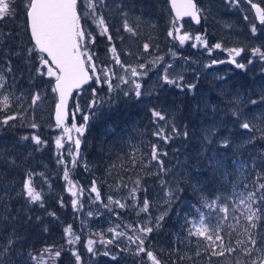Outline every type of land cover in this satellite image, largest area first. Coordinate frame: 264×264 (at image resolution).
<instances>
[{
  "label": "trees",
  "instance_id": "trees-1",
  "mask_svg": "<svg viewBox=\"0 0 264 264\" xmlns=\"http://www.w3.org/2000/svg\"><path fill=\"white\" fill-rule=\"evenodd\" d=\"M26 2L27 0L24 3L23 0L20 1L22 6L17 7L16 21L12 18L0 21V62L10 60L11 55L15 59L10 60L12 67L21 63L20 50L9 38L10 34L14 35L13 27L21 25L24 28L22 51L31 46L25 25ZM164 8L167 9L165 5ZM31 69L28 65L14 70L19 79L12 85V90L27 83ZM196 72L190 75L196 85L194 89L185 88L181 91L174 84H163L151 92L142 88L143 95L139 99L135 96V101L122 97L115 99L107 108L99 109L95 112L99 118L92 116L94 112L91 110L88 114L89 120H97H93L84 131L80 138L79 150L92 165L95 164L93 154L98 157L105 155L107 162H113L119 169L122 166V163L117 161L120 152L116 150V147L121 145L119 128L133 117L137 128L144 123L153 124L154 130L142 134L145 142L138 140L135 147V153L146 152L149 161L147 164L140 163L135 154V179L131 182L135 186L136 206H142L145 199L157 204L159 198H163V206L153 211L159 216L167 210V215L160 222L162 226L145 239V245L154 251L164 264H172L173 261L176 264H236L237 260L247 262L250 258L242 256L239 251L231 255L226 253L224 256H211L209 242L189 237L187 234L193 223L199 224L203 214L204 223L219 231L226 245L230 244L236 248L237 239L247 240V235L242 234L248 223L244 216H241L244 206L240 205L239 201L242 193L253 189L251 180L255 179V176L251 174L250 158L264 151V140H257L254 145L237 150L241 139L238 125L234 124L231 116L232 107L224 104L222 100L218 103L217 96L205 86L203 76ZM4 74L7 75L6 71ZM202 87L204 89H201ZM203 96L206 98L205 103L199 101ZM152 109L162 111L167 120L152 123ZM105 124L111 127V132L105 129ZM173 125L178 129L179 135L172 132ZM161 127L173 137L167 144L157 136L151 135ZM213 129L216 130V135L213 137L214 142L209 145L204 136ZM3 130L0 128V132ZM185 131L188 133L187 137L183 135ZM25 132L22 131L21 125L15 122L12 131L0 133V249H3L10 237L16 241L12 251L7 256H0V260L6 264H73L70 255L73 245L67 243L70 237L65 236L64 229L71 225L76 235L79 230V218L64 191L61 164L51 154L52 139L40 130L35 134L43 141L40 145L33 141L21 142ZM224 137L229 138L231 147L221 146ZM152 144L157 145L160 153H167L161 155L160 159L164 168L169 171H161L160 165L151 160L149 151ZM209 157L223 161L224 167L216 171L209 165ZM233 159L244 160L248 167L238 169L232 164ZM262 167L264 165L257 160V170ZM114 171L98 167V174L103 173L109 177L114 176ZM225 171L230 173L229 179L224 178ZM29 175L41 195V200L36 203H30L23 192V182ZM246 182L249 184L248 189L243 187ZM164 188L165 195L162 192L165 193ZM168 192H171V196L167 195ZM217 198L219 205L225 204L229 207L227 219H224V213L204 206L205 201L210 203ZM155 223L156 221L150 226L155 227ZM251 231L254 235L257 232L260 234L256 237L257 249L259 254H264V239H261L264 237V227ZM45 249L51 251L45 252ZM197 250L201 253L199 256L196 255ZM57 251L61 253L58 258L55 257ZM29 253L37 256V260L33 261ZM144 260L146 261V258Z\"/></svg>",
  "mask_w": 264,
  "mask_h": 264
},
{
  "label": "rangeland",
  "instance_id": "rangeland-1",
  "mask_svg": "<svg viewBox=\"0 0 264 264\" xmlns=\"http://www.w3.org/2000/svg\"><path fill=\"white\" fill-rule=\"evenodd\" d=\"M20 1L22 0H14L16 5V15L12 17L14 21L18 17L17 7L20 8L22 6ZM119 1L117 0V2ZM133 1L126 0V3H122L120 7H115V0H105V5L97 8L98 13L102 14L105 20L110 17L111 10L114 9L115 15L113 16L112 14L111 17L112 19L115 18V21H109V23L114 28L113 31L119 33L120 40L125 37V34L121 35L120 31L121 29L124 31L123 23L126 19L134 16L135 29L136 27H141L148 30L152 25H156L158 20L163 21L165 13H169L164 8L167 3L166 0H135V11L133 10ZM24 2L25 0H23ZM194 2L201 9V23H198L200 27L193 25L189 19V21L180 20L174 25V19L170 16L168 17L169 23H171V30L174 27H179L181 34L187 32L191 38L184 45L172 39L171 54L167 58L158 60L156 56H143L144 42L141 39H136L137 31H135V61L131 58V54L123 58L119 57L125 68H129L128 72H125V68L115 63L110 52V46L107 47L108 53L97 52V49L101 48L104 40L101 38L104 35L100 34V30L92 19L84 17L81 23L85 31L92 34V41H94L88 42L86 48L90 53H94V62L97 65L98 75H100L101 80L109 81L113 85L114 90L109 92L107 83H102L98 86L93 79L92 86L87 85L71 96L68 105L69 117L65 125L70 128L73 123V117H75L76 125L78 127L81 126L84 124V115L91 113V110L95 114L102 107L107 108L113 104L115 99L128 97L135 101L134 85L131 83L124 84L120 77L129 80L134 79L140 83L141 89L151 92L156 87L165 84L163 81V77L166 74L165 69H167V75L170 79L178 80L179 83L184 85L193 84L194 80L190 75L198 71L196 73L203 76L205 86L217 96L218 103H221L222 100L224 104L231 106L233 110L236 106L233 101H236L239 107L248 113L250 118L264 116V61H261L259 56H252V49L254 48H260L264 51V24L254 21V17L245 0H237L236 4L230 3L229 0H194ZM252 2L264 7V0H252ZM78 9L83 17V13L86 11L84 0H79ZM124 13L127 15L125 16ZM254 26L257 29L255 34L252 32ZM13 31L14 35L10 34L9 38L20 50L21 63L14 64L12 67L10 60L14 61L15 59L11 55L9 57L10 60L0 62V77L3 78L0 82L4 84V87L0 89V99L3 98V95L9 96L11 106L7 109V114L15 115L17 119L11 121L9 126L0 125V128L4 129L1 132L12 131L14 129L12 125L17 122L21 125L22 131H26L25 137H28L26 140L21 139V142H28L32 141L31 137L33 135L43 130L52 139L53 145L50 150L51 154L55 156V160L59 163L63 159L64 163L60 164L64 191L70 200L72 208L73 199L77 201V206L73 210L77 212L79 218V230L76 235L80 237V240L74 243L70 249L73 264H76L75 257L72 255L73 251L80 255V264H139L141 258L135 257L131 251L135 249L136 244L131 243L128 237L132 236L135 238L140 234L142 226H150L154 223L158 213L156 214L153 210L162 207L164 202L163 198H159L157 204L149 202L148 211H141L143 205L136 206L135 195L133 197L135 186L131 182V180L135 179V154L140 163L147 164L149 161L146 157L148 155L146 152L136 151L135 153L137 141L145 142L142 134L149 130H154L155 126L150 123H144L140 128H137L135 127V118L128 119L123 127L119 128L122 135L119 136L121 145L116 147V150L120 152L117 161L122 163L121 168L117 169L113 162L108 163L105 155L98 157L97 154H93L95 164L92 165L91 161L80 150L77 154L75 140L82 138V135L73 131L71 133L72 138L69 139L63 131L57 129L52 123L51 112L55 101V95L52 92L53 79L47 76H38L35 72V67L38 64L36 54L29 57L28 50L22 51L21 42L24 28L21 25H17V27H13ZM198 35L202 37L201 42L195 40ZM204 42L207 43V47L204 46ZM138 43L140 46H137ZM217 43L221 44L220 49L214 47ZM193 44L196 46L193 47ZM228 48L244 49L241 55L236 57V60L244 64L245 68H237L235 64L227 62L229 56L226 49ZM209 49H211V54ZM249 60H252L253 63L249 64ZM213 61H224V63H212ZM28 65L32 69L31 75L26 81L27 83L19 86L18 89L12 90V85L16 83L17 78L19 79L18 74L14 70L21 66L28 67ZM140 65H144V68L141 69ZM168 65L172 66L169 68ZM132 67H135L141 75L132 77L130 72ZM9 68H11V71H8ZM99 69H107L108 72L107 74H101ZM5 71L7 75L4 74ZM27 73H29V70H27ZM181 76L183 80H179ZM186 76L187 78L190 76V79H187ZM117 85L119 87H116ZM167 85L169 86V84ZM93 88H96L98 92L96 99L102 100L103 103L98 104L96 107H89L93 100ZM201 89L204 88L202 87ZM124 91H129V95L125 96ZM37 92L40 93L41 99L36 105H32V96ZM251 100H256L257 104L252 105ZM199 101L205 103V96L201 97ZM77 105L81 109L80 112L76 111ZM247 108L250 109L247 110ZM4 116L5 112H0V119ZM92 116L99 118L93 113ZM93 120L88 121L85 130L88 129L89 124H92ZM253 122L259 124L261 121L253 119ZM32 124H36L37 127H31ZM104 126L108 132H111L112 129L108 124ZM154 133L152 132L151 135L153 136ZM57 138H60L63 144V147L59 149L56 146ZM150 153L151 151H149ZM74 156L76 158L75 162L73 161ZM98 167L106 170L114 169V176L109 177L108 175H103V173L98 174ZM65 169L69 172V179L76 185L77 195L75 197L67 190L68 183L64 179ZM93 181L96 182L100 200H97L96 193L91 191ZM33 185L35 188L34 181ZM35 190L39 192L37 188ZM164 190L165 193L164 191L162 192L165 195L166 189L164 188ZM109 197L112 198V201H119L120 204H124L125 207L121 208L118 204L110 202ZM149 221H151V224H149ZM110 228L114 229L116 233L123 232L125 235L114 239L112 244L101 243V240L113 239L114 234L109 231ZM90 239L94 241L95 255L87 250V241ZM145 246L147 247V245ZM124 248L130 250L125 252L122 250ZM104 251H108L110 255H102ZM112 255H116L117 259H111ZM143 264H149V262L144 260Z\"/></svg>",
  "mask_w": 264,
  "mask_h": 264
},
{
  "label": "snow or ice",
  "instance_id": "snow-or-ice-1",
  "mask_svg": "<svg viewBox=\"0 0 264 264\" xmlns=\"http://www.w3.org/2000/svg\"><path fill=\"white\" fill-rule=\"evenodd\" d=\"M172 11L174 13L173 24L178 23L183 17H190L195 23H200L201 9L197 7V4L194 0H169ZM230 3L236 4L237 0H229ZM79 0H27L24 5V11L26 14V24L27 29L30 31V41L31 46L28 48V55L32 57L33 54H36V59L38 64L35 67V72L40 77H49L54 79L55 83L52 85V92L58 95V102L56 103V125L58 128H62L65 135L71 139V133L75 131L80 135H83L85 131V126L89 121V115H84V124L77 126L75 123V117H73V123L71 127L65 125V119L67 118V106L68 99L72 95L74 89H81L84 85L89 84L91 81L96 83V85H101L102 83L108 84L109 92L114 90L113 85L107 81H102L100 75H98V68L94 62V53H90L86 44L92 41V34L86 32L81 21L84 17L92 19L93 23L100 30L101 35L108 36V40L111 41L112 37L108 35L109 28L107 26L106 20L102 14H99L97 11L98 6L105 5V0H84V8L86 11L83 13V17L78 9ZM251 3L252 9L256 13V17L261 24H264V7L258 6L256 3L249 0ZM16 15V5L14 0H0V21L7 18H12ZM126 16L127 14L124 13ZM247 19V17H246ZM124 31L129 32L135 35L134 29L129 25L127 20L123 23ZM257 29L255 26L252 28L253 34H255ZM167 35L173 40L179 41L181 45L189 40L191 37L187 32L181 34L179 27H174L172 30L168 31ZM195 40L197 42L202 41L201 36H196ZM196 45L193 44V47ZM204 46L207 47V43L204 42ZM149 44L145 43L143 49L145 52L149 51ZM216 49L221 48V44L217 43L214 46ZM229 60L228 63L235 64L237 68H245V65L238 62L236 57H239L244 51L242 48H228L226 49ZM113 60L117 65H120L122 68H125L124 64L117 55L116 48L110 49ZM211 54V49H209ZM252 56H259L261 61H264V51L260 48L252 49ZM158 60H162V57H158ZM212 63H224V61H213ZM249 64L253 63L252 60L248 61ZM172 65H168L170 68ZM140 68L143 69L144 65H140ZM46 69V72H45ZM11 71V68L8 69ZM129 68H125V72H128ZM101 74H107V69H99ZM131 76L138 77L141 73H138L135 67L130 68ZM165 75L163 81L165 84L176 85L184 91L185 88L188 90L194 89L195 84H181L178 80L170 79L167 75V69H165ZM3 78L0 77V80ZM124 84H133L135 90V96L139 99L143 93L141 92V85L136 80H129L124 77H120ZM179 80H183L181 76ZM4 87V84L0 82V89ZM116 87H119L118 85ZM93 100L89 107H96L98 104H102V100H97L98 95L97 89H92ZM124 95L128 96L129 91H124ZM9 96L3 95V98L0 99V112H5V116L0 119V125L9 126L11 121H15L17 116L7 114V109L11 106L9 103ZM41 99L39 92L32 96V105H36L37 102ZM236 106L231 112V116L234 120V124L238 125L239 136L241 142L237 145V150L247 147L248 145H254L257 140H264V116L250 118L248 113L245 112L236 101H233ZM252 105H256V100H251ZM76 111L80 112L81 109L79 105L76 107ZM93 115H95L93 113ZM151 116L153 118V123L157 121H166V115L156 109L151 110ZM253 119L261 121L259 124L254 123ZM14 126V125H12ZM31 127L36 128V124H32ZM172 132L179 135L178 129L173 125ZM256 133H259L257 136ZM159 139H162L165 144H167L173 137L165 133L164 129L161 127L157 132L154 133ZM185 137L188 136V133L185 131L183 133ZM216 135V130H209L205 136L204 140L207 144H212L213 137ZM22 140L28 139V137H21ZM31 140L40 145L43 141L39 136L33 135ZM80 139L75 140V147L77 154L80 149ZM57 148L63 147L60 138L56 139ZM221 146L223 148L231 147V141L229 138L224 137L221 141ZM161 155H167V153H160L158 151L157 145L153 144L151 146V160L156 161L160 165V170L167 172L169 169H165L162 160L160 159ZM75 156L73 161L75 162ZM252 169L251 174H254L255 179L251 180L253 185L252 190H248L246 193L241 194V199L239 201L240 205L244 206V211H241V216L247 220L248 227L245 228V231L242 235H247V240L237 239L236 248H233L230 244L226 245L224 243L223 237L219 234V231L212 229L209 225L204 223V216L201 214L199 224L193 223L192 227L187 230L189 237H196L203 239L208 243L210 248L211 256H224L226 253L228 255L233 254L234 252L239 251L242 256H247L250 259L245 262L242 260H237L236 264H264V254H259L257 249V236L260 234L257 232L255 235L251 230H255L258 227H264V167L257 170V160L260 161L261 165H264V151L258 153L257 156L251 157ZM59 163L63 164L64 161L61 159ZM208 163L210 166H213L216 171H219L224 167V163L221 160H217L214 157L208 158ZM232 164L236 165L238 169H246L248 167L247 162L244 160L237 161L236 159L232 160ZM224 178L229 179L230 173L227 171L224 172ZM64 179L68 183V191L73 197L77 195L76 185L72 183L69 179V172L65 169ZM163 183V181H162ZM139 184V181H137ZM243 187L245 189L249 188V184L244 183ZM91 191L96 193V199L100 200V193L97 191L96 182L93 181ZM23 192L26 198L30 203H36L41 200V195L37 192L33 185L32 176L29 175L27 179L23 182ZM259 194V195H258ZM135 195V190H133V197ZM167 195L171 196V192H168ZM218 199H213L210 203L205 201L204 206L208 207L214 211H219L224 213V219H227V213L229 212V207L227 205H219ZM110 202L118 204L121 208L125 207L124 204H120L119 201H112V198L109 197ZM167 202V201H166ZM73 208L77 206V201L73 199L72 201ZM149 201L144 200L143 208L141 211H148ZM256 206V207H254ZM43 207V204H41ZM235 210V209H234ZM49 215H54V213H49ZM91 215V213H90ZM167 215V210L162 212L157 218L155 227L153 226H142L140 229V234L135 238L132 236L128 237V240L136 244L135 249H132V254L135 257L141 258L139 264H143L144 258L149 264H164V262L157 256V254L152 251L150 248L145 246V239L151 234L155 229L160 228L161 221L165 219ZM151 224V221H149ZM110 232H113V239L100 242L103 244H112L114 239L124 236L123 232L116 233L114 229H109ZM65 236L70 237L67 239L69 245H73L80 240L78 235H75L72 231V226L68 225L64 229ZM264 239V237H261ZM138 241V243H137ZM16 241L14 238H9L7 243L4 245L3 249H0V256H7L13 249ZM94 241H87V250L89 253L95 255V250L93 248ZM248 245H251L249 247ZM125 252H128L130 249H122ZM50 249H45V252H50ZM201 253L197 250L196 255L199 256ZM256 254V255H254ZM43 255V254H42ZM61 253L59 251L55 252V257H60ZM72 255L75 257L76 264H80L81 257L77 254L76 251L72 252ZM104 256H109L108 251L102 253ZM29 256L33 261L37 260V256L29 253ZM111 259L116 260V255H112ZM183 259V257H181ZM0 264H6L5 261L0 260ZM172 264H176L175 261Z\"/></svg>",
  "mask_w": 264,
  "mask_h": 264
},
{
  "label": "flooded vegetation",
  "instance_id": "flooded-vegetation-1",
  "mask_svg": "<svg viewBox=\"0 0 264 264\" xmlns=\"http://www.w3.org/2000/svg\"><path fill=\"white\" fill-rule=\"evenodd\" d=\"M122 3H126V0H120L119 2L115 0V7H120ZM245 3H246V0H245ZM166 6H167V3H166ZM133 10L135 11V0L133 1ZM167 10L169 13H165L164 15L165 19L163 21L158 20L156 22V25H152V27L149 28L148 30L142 29L141 27H136L135 29V17L134 16L126 19L129 25L134 29V31H137L136 39L137 40L141 39L143 40L144 44L147 43L150 46L148 52L143 51V56H149V57L156 56V57H162V58H167L170 56L171 48H172V38L167 35L168 31L171 30V23H169L170 20L168 19L169 16L171 17V13H170L168 6H167ZM114 13H115L114 9H112L110 17L106 19V23L109 28L108 35L112 37V40L109 41L108 36L104 35L101 38V39H104L102 41L101 48L100 49L98 48L97 52L101 51V53L103 54L108 53L107 47L110 46L112 48L114 46L116 50L118 51L117 55L119 57L123 58L131 54V58H133L135 61V35L129 32L123 31L121 29L120 34L121 35L125 34V37L121 38L120 40L119 33H117L116 31L114 32L113 31L114 28L109 23V21L111 22L115 21V18L112 19L111 17L112 14L113 16L115 15ZM185 20L189 21L188 19H185ZM200 23H201V18H200ZM199 24L195 26L200 27ZM137 46H140V44L138 43ZM87 85L92 86V81Z\"/></svg>",
  "mask_w": 264,
  "mask_h": 264
},
{
  "label": "water",
  "instance_id": "water-1",
  "mask_svg": "<svg viewBox=\"0 0 264 264\" xmlns=\"http://www.w3.org/2000/svg\"><path fill=\"white\" fill-rule=\"evenodd\" d=\"M167 1V5H168V8H169V10H170V13H171V16H172V18L174 19V13H173V11H172V8H171V5H170V2H169V0H166ZM246 3L248 4V6H249V8H250V10H251V13H252V15H253V17H254V21L256 22V23H259V20L257 19V17H256V13H255V11L252 9V7H251V3H249V0H246ZM255 3V2H254ZM257 4V3H256ZM258 6H259V4H257ZM183 19H189L190 20V22L193 24V25H197V23H195L190 17H183L181 20H183ZM25 23H26V14H25ZM26 29H27V24H26ZM27 33H28V37H29V40H30V31L27 29ZM31 42V41H30ZM54 83H55V81H54V79H53V81H52V85H54ZM87 85H84L83 87H86ZM82 87V88H83ZM81 88V89H82ZM81 89H74L73 90V93H72V95L74 94V93H76V92H78L79 90H81ZM54 95H55V101H54V103H53V107H52V112H51V120H52V123L56 126V128L57 129H60L61 131H63V129L62 128H58L57 127V125H56V103L58 102V95L56 94V93H54ZM71 95V96H72ZM71 96L69 97V99H68V105H69V102H70V99H71ZM67 112H68V115H67V118L69 117V110H68V106H67ZM67 118L65 119V122H66V120H67ZM64 122V123H65Z\"/></svg>",
  "mask_w": 264,
  "mask_h": 264
}]
</instances>
